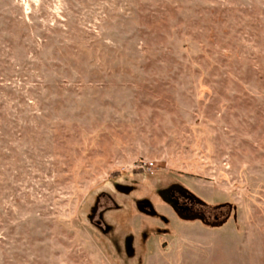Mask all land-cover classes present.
Masks as SVG:
<instances>
[{
  "label": "rangeland",
  "instance_id": "rangeland-1",
  "mask_svg": "<svg viewBox=\"0 0 264 264\" xmlns=\"http://www.w3.org/2000/svg\"><path fill=\"white\" fill-rule=\"evenodd\" d=\"M0 264H264V0H0Z\"/></svg>",
  "mask_w": 264,
  "mask_h": 264
},
{
  "label": "flooded vegetation",
  "instance_id": "flooded-vegetation-1",
  "mask_svg": "<svg viewBox=\"0 0 264 264\" xmlns=\"http://www.w3.org/2000/svg\"><path fill=\"white\" fill-rule=\"evenodd\" d=\"M181 198V203H174L173 205L177 207L181 212H193V209H195L198 205V202L195 201L191 196L186 195L184 192L179 191L178 192ZM165 194V193H164ZM197 209V208H196Z\"/></svg>",
  "mask_w": 264,
  "mask_h": 264
},
{
  "label": "trees",
  "instance_id": "trees-1",
  "mask_svg": "<svg viewBox=\"0 0 264 264\" xmlns=\"http://www.w3.org/2000/svg\"><path fill=\"white\" fill-rule=\"evenodd\" d=\"M116 185V184H115Z\"/></svg>",
  "mask_w": 264,
  "mask_h": 264
}]
</instances>
